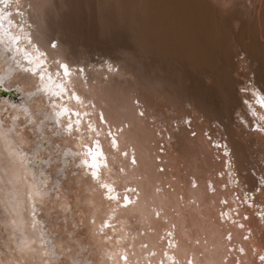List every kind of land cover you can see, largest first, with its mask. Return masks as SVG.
Instances as JSON below:
<instances>
[{
    "label": "bare ground",
    "instance_id": "6f19581e",
    "mask_svg": "<svg viewBox=\"0 0 264 264\" xmlns=\"http://www.w3.org/2000/svg\"><path fill=\"white\" fill-rule=\"evenodd\" d=\"M258 3L0 0V264H262Z\"/></svg>",
    "mask_w": 264,
    "mask_h": 264
},
{
    "label": "rangeland",
    "instance_id": "374dc122",
    "mask_svg": "<svg viewBox=\"0 0 264 264\" xmlns=\"http://www.w3.org/2000/svg\"><path fill=\"white\" fill-rule=\"evenodd\" d=\"M206 1H208V2H210V3H212V5H214L216 8H218L221 12H222V14L225 16V15H230V14H233L234 13V11L235 12H242L243 11V8H244V11L242 12L245 16L249 13V14H254L255 13V9H256V7H258L259 6V3H260V1H259V3L257 4V2H258V0H206ZM253 3V4H252ZM256 3V4H255ZM223 5V6H222ZM250 5H251V7H250ZM253 5H254V7H253ZM257 5V6H256ZM244 6V7H243ZM246 6V7H245ZM248 7V8H247ZM228 9V10H227ZM251 9V10H250ZM246 10V11H245ZM254 10V11H253ZM247 11H249V12H247ZM246 13V14H245ZM55 40H53V42H54ZM52 42V43H53ZM53 45H55V42L53 43ZM95 57H97V56H95ZM159 85V86H158ZM157 86H156V89H157V91H162V89H163V87L160 85V84H158ZM5 86H7L8 88H10V87H12L13 89L12 90H10V91H7L6 92V95H3L2 94V92H1V89H0V101L4 98V99H9L13 104H18V103H21V102H23L24 101V99H25V97H26V94L24 93V91L22 90V89H20L19 87H17V86H13V85H11L10 86V83L8 84V85H5ZM161 88V89H160ZM241 91H244V90H241ZM137 101V100H136ZM166 103H168L167 101H165L164 102V104L166 105V108L169 106V107H171L170 105V103H168V106H167V104ZM107 108H109V106H106ZM168 107V108H169ZM190 120V119H189ZM188 120V121H189ZM175 124H177V123H175ZM113 132V131H112ZM191 134L194 136L195 135V132H191ZM109 136L108 137H110V134H108ZM210 138L211 139H213V138H215V136H212V135H210ZM43 144H45V145H48L49 143H47V142H45V141H43L42 142ZM43 148H45V147H43ZM71 151V153H72V151L73 150H70ZM259 159V158H258ZM257 160V158H255V159H252V164L251 165H254L255 166V168H258V165L257 164H259V162L264 166V162H262V161H257L258 163H255V161ZM44 162H45V160H44ZM134 163V162H133ZM260 165V164H259ZM261 165V166H262ZM262 166V167H263ZM47 167L49 168V166L47 165ZM253 167V166H252ZM254 168V167H253ZM254 170H252V172H253ZM254 173V175H256L257 176V179H258V183H259V186L261 187H264V178L262 177V175L261 174H258V173H255V172H253ZM220 174H222V173H220ZM220 174H219V176H220ZM220 177H222V176H220ZM166 185V187H168L169 185L168 184H165ZM117 187V190H119V192L121 191L122 192V196L123 195H128V194H130V192H128V190H126V188H128L127 187V185L126 184H121L120 186H116ZM245 188H247V186L245 187ZM258 193H260V188H258L257 190H247L246 192H244V195L245 196H247V198H246V200L244 201L245 202V204H247L248 206H253L252 205V203H253V200L254 199H256V195L258 194ZM240 194V193H239ZM239 194L236 196L238 199H239ZM248 197L252 200V203H250L249 202V199H248ZM124 200V199H123ZM235 209V213L237 212V208L235 207L234 208ZM254 210H255V214L256 215H258V216H260V217H262L263 215H264V204H260V203H256V205L254 206ZM237 215V214H236ZM79 223H81V221H79ZM72 225H74V224H72ZM75 227H76V225H74ZM167 244H168V240H167ZM261 257L262 256H259L258 257V261L259 262H261L262 264H264V260H261ZM64 264V263H63Z\"/></svg>",
    "mask_w": 264,
    "mask_h": 264
},
{
    "label": "snow or ice",
    "instance_id": "6c2138e0",
    "mask_svg": "<svg viewBox=\"0 0 264 264\" xmlns=\"http://www.w3.org/2000/svg\"><path fill=\"white\" fill-rule=\"evenodd\" d=\"M63 67H64V70H65V74H67V68H68V66L67 65H63ZM109 69L111 70V66H109ZM259 103H261V105H264V99L260 100ZM141 115H142V113H141ZM101 119H103V117H101ZM261 119H264V117H261ZM69 127H71V126H69ZM113 146L114 147L116 146V141L115 140H113ZM95 160H96V157L93 156V163H92V167L93 168L96 167ZM85 163H87V162H85ZM92 175L93 176H96V173L93 172ZM125 201H126V203L128 202V198L127 197H125ZM261 260H264V256L261 257Z\"/></svg>",
    "mask_w": 264,
    "mask_h": 264
}]
</instances>
